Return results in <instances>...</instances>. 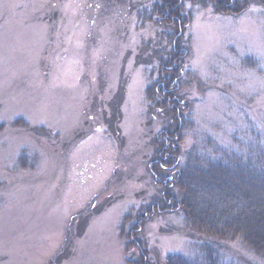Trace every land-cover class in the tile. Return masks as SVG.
I'll return each instance as SVG.
<instances>
[{
	"label": "rangeland",
	"instance_id": "rangeland-1",
	"mask_svg": "<svg viewBox=\"0 0 264 264\" xmlns=\"http://www.w3.org/2000/svg\"><path fill=\"white\" fill-rule=\"evenodd\" d=\"M164 1L0 0V264H133L139 243L152 264L202 262L209 237L182 212L151 214L138 237L122 227L157 178L264 141V3L173 0L170 27L153 15ZM163 56L182 59L163 66L171 80ZM216 239L221 262L264 264Z\"/></svg>",
	"mask_w": 264,
	"mask_h": 264
},
{
	"label": "trees",
	"instance_id": "trees-1",
	"mask_svg": "<svg viewBox=\"0 0 264 264\" xmlns=\"http://www.w3.org/2000/svg\"><path fill=\"white\" fill-rule=\"evenodd\" d=\"M172 1H164L161 6L157 7L158 10H154L153 15L159 16L164 13L166 16V8L169 7L172 10L170 5ZM222 1L227 6L228 14L237 15L236 11L240 12L247 8L253 0H240V3L237 0ZM259 1L264 3V0ZM236 4L239 8L235 7ZM214 6L221 11L225 8L218 4ZM172 18L170 15L165 18L170 21L168 24L170 27H174L172 25L174 23L177 24V21L174 22ZM178 20H182V16ZM164 57L166 56H163V59L160 57L158 61L160 66L158 75L160 74L161 79L171 80L172 75H162L163 66H173L180 63L182 59L181 56L170 59H164ZM181 65L180 63V68ZM173 94L175 93L173 92ZM173 133L175 132L170 135ZM166 138L168 137L166 136ZM260 139L261 137L258 136L257 141L259 142L255 143L251 149L245 148V152L217 147L213 148L211 153L205 154L203 160L200 156L193 161L191 158L189 165L186 164L182 171H176V178L163 175V180H161L162 177L157 178L155 175L158 182L165 184L161 195L151 201L147 211L131 216V220L129 218L124 220V222L127 221L126 224L130 220L134 226L132 228L129 226L130 229L122 227L123 233H127L128 236L132 230L138 237L143 231L142 226L145 218L151 214L182 212L189 227L199 234L207 235L210 243L202 244L201 248L204 254L200 263L180 254H173L168 256L165 264H225L221 262L218 255L220 246L215 241L212 242L214 238H217V241H239L253 251L256 256L264 259V141ZM179 153L180 149L177 150L173 147L172 153L162 156L160 154L156 163H159L160 168L164 170H168V168L172 170L179 166ZM169 156L171 157L169 158ZM161 158L165 164L161 163ZM175 188H177L176 192ZM139 245V261L135 259L134 262L129 261L133 264H152L147 257V248L140 243Z\"/></svg>",
	"mask_w": 264,
	"mask_h": 264
}]
</instances>
